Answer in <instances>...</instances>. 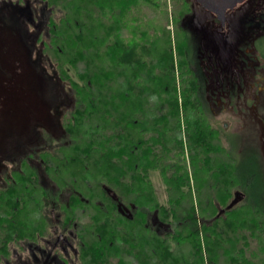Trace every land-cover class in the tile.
Masks as SVG:
<instances>
[{
	"label": "trees",
	"instance_id": "obj_1",
	"mask_svg": "<svg viewBox=\"0 0 264 264\" xmlns=\"http://www.w3.org/2000/svg\"><path fill=\"white\" fill-rule=\"evenodd\" d=\"M29 1L0 3L22 6L16 34L61 97L59 133L41 130L20 157L0 160V264H182L184 247L186 264H264L236 237L245 227L264 250L262 170L248 173L223 141L190 37H124L131 8L154 0H43L48 12ZM183 1L188 14L201 8ZM60 225L71 247L53 241Z\"/></svg>",
	"mask_w": 264,
	"mask_h": 264
},
{
	"label": "rangeland",
	"instance_id": "obj_2",
	"mask_svg": "<svg viewBox=\"0 0 264 264\" xmlns=\"http://www.w3.org/2000/svg\"><path fill=\"white\" fill-rule=\"evenodd\" d=\"M35 1L36 8L50 11L43 0ZM152 4H138L131 8L125 17L131 29L124 32V37L139 40L145 33L162 35V31L167 30L174 46L178 37L181 44L185 42L186 35L190 37L193 51L190 65L199 71L204 85L202 90L206 93L205 102L217 126L224 130L220 132L223 141L227 138L233 140L236 146L234 154L242 159L243 169L248 173L253 172L258 164L264 181V58L258 50V43L264 41V3L252 10L234 13L228 22V34H222V40L218 42L223 30L211 13L199 7L195 9L193 5L195 12L188 14L183 0H154ZM20 7L12 2L0 3V160L20 157L21 150L36 144L41 130L59 133L61 97L33 65L22 35L16 34ZM205 155L199 154L198 159L202 161ZM190 158L189 152L188 158L185 157L188 166ZM179 160L181 164L182 158ZM201 164L204 169L205 165ZM150 180L161 202L166 203L168 187L160 171H152ZM254 191V197L260 196L261 182L254 181ZM240 198H243L241 193H236L228 207L238 206L236 202ZM240 228L236 237L240 247H244L247 260L264 259L263 239L252 237L245 227ZM186 251L184 247L179 255L182 264L190 261ZM14 252L20 254L21 249L16 248ZM17 261V264H30L24 256Z\"/></svg>",
	"mask_w": 264,
	"mask_h": 264
},
{
	"label": "flooded vegetation",
	"instance_id": "obj_3",
	"mask_svg": "<svg viewBox=\"0 0 264 264\" xmlns=\"http://www.w3.org/2000/svg\"><path fill=\"white\" fill-rule=\"evenodd\" d=\"M264 3V0H246L242 5H239L235 10L233 11H230L227 15V21H226V26H222L221 23L217 20L216 16L214 14H211V16L215 17L216 20L220 23V26L223 30V32L221 34H219L218 38H217V42L222 40L221 36L222 34L224 35H227L228 32H229V29H228V22L231 18V16L236 13V12H240V11H248V9H253V8H257V7H261V4ZM251 9V10H252ZM253 51L256 52L255 48L253 47ZM264 61V60H263ZM155 172H157L158 170H153ZM55 235L52 237L53 241L56 242V243H59V247H63L64 244H66L67 246L71 247V242H72V239L70 237V233H68L67 230H65L64 226H58L57 229H55ZM38 254V253H37ZM42 255V254H41ZM46 262H48L49 260L48 259H45ZM43 263V262H42Z\"/></svg>",
	"mask_w": 264,
	"mask_h": 264
},
{
	"label": "water",
	"instance_id": "obj_4",
	"mask_svg": "<svg viewBox=\"0 0 264 264\" xmlns=\"http://www.w3.org/2000/svg\"><path fill=\"white\" fill-rule=\"evenodd\" d=\"M203 11L214 14L222 26H226L227 15L246 0H193Z\"/></svg>",
	"mask_w": 264,
	"mask_h": 264
}]
</instances>
